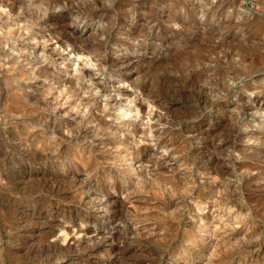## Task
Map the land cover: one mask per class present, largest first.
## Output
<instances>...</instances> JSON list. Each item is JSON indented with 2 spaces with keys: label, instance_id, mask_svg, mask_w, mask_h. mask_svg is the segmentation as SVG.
Returning a JSON list of instances; mask_svg holds the SVG:
<instances>
[{
  "label": "rangeland",
  "instance_id": "rangeland-1",
  "mask_svg": "<svg viewBox=\"0 0 264 264\" xmlns=\"http://www.w3.org/2000/svg\"><path fill=\"white\" fill-rule=\"evenodd\" d=\"M40 1L23 0V4L30 11ZM117 1L121 0H113V7ZM122 5L135 6V9L126 16L117 14L113 7L108 13L97 8L92 15L70 12L66 15L70 30L85 41H89L92 34L97 35L104 20L102 17L106 15L124 22L110 29L113 38L106 40L101 48L88 46L83 50L81 58L70 54L69 47L62 48L55 40L48 38V27L40 25L44 18L35 27L39 32L37 39L21 36L3 45L5 50L16 45L17 49L22 48V53L30 59L28 68L40 62L55 73L72 76L82 98L95 100L99 104L101 117L118 125L116 127L119 128L121 138L131 129V124L137 125L141 131L131 138L137 142L139 149L142 148V152L134 155L130 162L133 165L129 170L134 171L135 178L126 166L117 169L110 166L111 170L106 171L108 174L124 171L127 175H118V180H104L106 173L100 169V164L104 158H108V154L93 152L86 155V152L79 154V150H82L83 145L100 148L102 145L99 144L105 137H96L87 130L89 137L81 142L82 147H73V150L62 145L56 153L45 155L40 152V144L36 146L34 142H24L19 135H16L17 138L15 135L7 136L10 134L7 132L14 129L4 123L0 116V264L15 262L8 259V256L11 250H17V215L23 211L29 215L32 209L39 210L46 206L77 215L70 217V224L91 228V234H76L79 239L91 238L90 243L83 242L82 247L87 248L81 249L78 254L80 258L89 253L88 245L98 233L108 235L116 229H123L120 246L124 247L126 242V251L122 257L119 255L107 260L104 256L101 261L89 259L86 264H264V0H123ZM58 10L60 8L49 13L46 11L50 14ZM16 16L13 30L28 24H22V21L19 25L20 19L25 16ZM168 18L171 22L166 24ZM140 29L143 32L137 33ZM206 33L210 35L212 45L226 40V44L217 48L213 54L205 55V65H217L225 72L221 86L212 87L213 93L210 92L209 79L202 77L197 83L196 78L189 80L180 66H173L178 56L194 52L199 44L198 39L207 36ZM99 37L104 40L103 35ZM170 39L174 40L166 45ZM27 42L37 43L30 48L25 46ZM126 44L131 45V48L125 49ZM231 48H235L234 51ZM231 51L234 54L230 59L224 58V54ZM237 51L247 56L244 63L240 62ZM13 52L18 55L16 51ZM123 59L128 60V65L120 66L127 73L115 75L109 71L113 63L120 64ZM154 61H162L163 67L160 65L158 72L168 82L166 88L163 86L158 90L159 99L168 108L167 113L140 94L138 86L129 83L136 80L147 82L149 76L141 71ZM200 69L194 67L196 72H200ZM52 83L46 82L45 85ZM196 84L202 86L209 95L206 96L201 89L199 92ZM82 90L86 92L84 95ZM126 91L131 94L125 95ZM3 99L1 97V101ZM137 104L143 108V115L137 113ZM65 108L67 105L58 107V113L63 119L67 118L62 112ZM81 109L79 107L75 116L80 114ZM1 111L0 108V115ZM1 124L6 125L3 127ZM155 131L161 134L157 137ZM126 158L130 159L131 156ZM127 172L132 181L139 177L143 185H147L142 189L144 192L137 193L136 187L130 185L128 188L119 187L118 194L108 190L109 185L118 186L120 181L128 177ZM55 178L60 179L59 182H54L57 181ZM102 188H106V191ZM126 189H130V194L138 198L139 203L143 201V207L135 209V215L129 214V217L124 212L120 221L114 224L105 222L93 226L88 223L87 217L93 213L103 217L108 212L104 206L107 199L123 200L122 194ZM218 195L221 200L224 198L222 204L216 199ZM60 196L63 198L60 199ZM213 202L218 205L212 209ZM41 217L44 219L45 215ZM80 217L85 218L84 222L79 220ZM131 217H135V220ZM32 218L36 223L29 228H48L40 224V217ZM46 221L69 225V219L61 217H46ZM57 229L55 227V233L59 234ZM127 230L140 234V238L128 235ZM36 239V236H26V246ZM107 240L104 243L105 249H109V243L112 242L110 238ZM214 240L218 250L209 257L211 248L207 249L206 243H214ZM49 241L53 244L54 238ZM220 241H223V246ZM52 249L48 245L37 249L35 254L40 255ZM25 262L31 263L30 260Z\"/></svg>",
  "mask_w": 264,
  "mask_h": 264
},
{
  "label": "bare ground",
  "instance_id": "bare-ground-1",
  "mask_svg": "<svg viewBox=\"0 0 264 264\" xmlns=\"http://www.w3.org/2000/svg\"><path fill=\"white\" fill-rule=\"evenodd\" d=\"M115 4H116V6L113 7V0H42L36 6L34 5L35 9H31L30 11H28L27 8H25L26 6L23 4V0H0V67L3 68V69H1L2 71L0 72V102H1L0 108L2 109V111H1L2 115H0V116H1V119L3 120L4 123L9 124L12 127V129H14V131H10V132L7 130L8 131L7 133H10V134H8V135L6 134V135L10 136V137L14 136V135L16 137V135H19V137H23V141L28 140V141L34 142V143H36V146L38 144H40L39 145L40 152L42 154H45V155H49L48 153H56L58 147L62 146V145H63L62 147H64V148L68 147V148H72V149H73V147L80 146L81 142L86 141V139L89 137L88 133H86L87 130H89L90 133H93L94 136H96V137H105V140L101 141L99 144V146L102 145V147L94 148L93 145H91V146L83 145L84 147L80 146V147H82V150H79V154H83L84 152H86L85 153L86 155H87V153L90 155L93 152H96V154L101 153V152L107 153L108 158H104L102 160V162L100 164V169H102L106 173L105 176L103 175L104 180H109V181H113V179H116L118 175L120 176V174L127 175L124 171H120V172L118 171L119 173H115L114 171H112L110 174H108L109 169L111 170V167L114 166L117 169L119 166L120 167L126 166V169L129 170L131 168V166L133 165L130 163L131 160L133 159V156L138 155L139 153L142 152V148L139 149V147L137 146V142L131 138V136H133V135L136 136L137 133L139 134V132L141 131L140 128H138V126L135 124H131V129L129 128L130 130L126 131L125 135L123 134V138H121L119 128L116 127L118 125L117 124L114 125L113 123H111L112 121L107 122L101 117L100 114L102 111L100 109L101 107L99 106V104L97 105L95 100H92V99L86 100V99L82 98V95H80L78 92L79 88L77 87L76 80L73 79L72 76H70V75L62 76L58 73H55L54 71H52L50 69V67H48L47 65H42L40 62H36V63L34 62L35 64L31 68H28V64L30 63V59H28V57L22 53V50H21L22 48L17 49L16 48L17 45H16L14 48H9V50H5L3 45H6L9 40L18 39L21 36L31 37L32 39H35V38L37 39V36H38L37 33H39V32L35 29V27L39 24L38 21H40L41 18H44L43 22L40 25H42L43 28L48 27V33H49L48 38L50 37V39L55 40V43H57L62 48L63 47L64 48L69 47L70 48V51H69L70 54L73 53L74 56L81 58V56L83 55V50H85L88 46L101 48L106 40L113 38L114 36L110 34V29L113 26H115L116 24L117 25L123 24L124 22L122 21V19L116 20V19H113L112 17H110L109 15H106L105 17H102V18H104V20H103L100 28L98 29L99 32L97 33V35L92 34L89 41H87V39L85 41V40H83L82 37L74 34L70 30V28H69L70 23L67 21L66 15L69 12L75 13L76 15H92L96 11L97 8L108 13L109 10L113 7L116 9L117 14H119L120 16H126L129 12H131L133 9H135L134 8L135 6H123L122 5L123 0L117 1V2H115ZM34 6H33V8H34ZM43 6H45V8H46L45 10L42 9V8H44ZM55 8H60V11L58 10V12L56 11V12L48 14L49 11L54 10ZM46 10L48 11V13ZM150 10L151 9H149V11ZM147 11H148V9H147ZM37 12L38 13L40 12V14H37ZM19 14H22L25 17H24V19H20V23H18V24L20 25L22 21H24V22H22V24L25 22L28 24L27 25L23 24L22 27H18V29L13 30V23H15L14 16H16V15L18 16ZM163 19H164V17H163ZM176 21H178V20H176ZM170 22H171L170 18L165 20L166 24H169ZM17 25H16V28H17ZM14 26H15V24H14ZM140 32H143V30L140 29L139 31H137V33H140ZM151 32L152 31H149L148 33H151ZM136 34H134V35L137 36ZM101 35L104 36L103 41L99 39L100 38L99 36H101ZM39 36H40V34H39ZM212 38H214V37H212ZM172 40H174V39H172ZM172 40L170 39V41H168L166 43V45H170V43H172ZM198 40H199V44L194 49V52H192L190 50L189 51L191 53L186 52L185 54L184 53L182 54V52H181L182 56L181 55H180V57L178 56V59L173 64V66H175V65L180 66L181 69L184 71L186 77L189 80H192V79L195 80V78H196L197 83H198V80L199 79L201 80L202 77L209 79L208 83H209V85H211L210 92L213 93L212 87L217 86V85L221 86V82L224 81L225 72H223V70L217 65H212V64H206L205 65L204 64V62L206 61L205 55L206 54H208V55L213 54L217 48L226 44V40H224V41L222 40L220 42V44H218V45H212L211 40H210V35H208V34L205 37L201 36V38ZM42 42H44V41H42ZM85 42L87 43V46L85 45ZM11 43H12V41H11ZM36 43L37 42H35L34 44L27 42L25 46H28L30 48L35 47ZM42 47H44V43H42ZM130 48H131V45H129V44L125 45V49L128 50ZM231 49H233V51H234L235 48H231ZM13 51H16L18 53V55L17 56L14 55L13 53H15V52H13ZM233 51H231L230 53H225L224 58L230 59V56L232 54H234ZM236 54H237V56H239L240 62L244 63L247 56L242 54L241 51H237ZM18 60H19V62H18ZM218 62H216V63H218ZM226 62H228V61L226 60ZM163 63H165V61ZM121 64L128 65V60L123 59L120 62V64L113 63V65H111L108 69H109V71H112L115 75H121V73L122 74L127 73L125 71L124 72L122 71L121 66H120ZM161 64H162V61H158L155 63H149L145 66L143 71H141L142 74L149 76V78L147 79V82L144 83L143 81L140 82V81L136 80V81H129V83H130V85H132L134 87L138 86L139 90H140V94H142L145 98L150 99V101L153 104H155L158 107V109H161L167 113L168 108L164 107L163 103L161 102L162 99H159L160 95L158 94L159 93L158 90L160 88H163V86L165 87L168 84V82H166V77L164 76L165 77L164 78L163 75L161 74L162 75L161 76L160 73L158 72V68ZM166 64L167 63H165V66H166ZM169 65H171V64H168V66ZM220 65L224 66L223 64H220ZM195 66H198L201 68L200 72H196L194 70ZM161 67H163V66L161 65ZM191 68H193V70H191ZM127 71H129V70H127ZM160 76H161V78H159ZM50 81H53L52 85L51 84L45 85L46 82H50ZM24 82L26 83V85L24 84ZM95 82H97V81H95ZM195 86H197V88H198L197 90L201 89L202 93L205 92V89L202 86H200L199 84H196ZM84 88H86V87H84ZM163 91H164V89H163ZM199 92H200V90H199ZM34 93H35V96H33ZM81 93L84 95V93H86V92L83 91ZM130 94L127 93V91L125 92V95H130ZM205 95L208 96L209 94L206 93ZM205 95H204V97H205ZM1 97L4 98L2 101H1ZM164 97H166V96H164ZM213 97H214V95H213ZM71 99H72V101H71ZM207 100H210V99H207ZM202 101H203V98H202ZM64 105H67V108H65L64 111H62L63 115L67 116V118H65V119H63L62 116L59 114L60 112L58 113V107L64 106ZM139 105L137 106L138 108L136 109V111H138L137 112L138 114L142 113V115H143V112H144L143 108ZM210 105H212V104H210ZM79 107L82 108L80 110L81 112L78 116H75V113H77L79 111ZM74 110H75V112H73ZM165 115H164V117H165ZM72 117H75V118H72ZM160 121L162 122V119ZM39 123H40V125H38ZM162 131H164V130H162ZM154 134L158 137L159 134H161V133L158 131H155ZM141 140H142V138H141ZM23 141H20V142H23ZM23 144H25V143H23ZM36 148H38V147H36ZM73 150H75V149H73ZM101 150H103V151H101ZM111 150L113 152H111ZM29 154H31V153H29ZM129 155L131 156V158L127 159L126 157L127 156L129 157ZM60 159H62V158H60ZM78 159L80 160V158H78ZM132 163H134V162H132ZM68 164H67V166H69ZM71 167H72V165H71ZM210 169H212V167ZM69 170H71V169H69ZM131 170H129L128 172H130ZM106 171H108V172H106ZM131 172L133 173L134 171H131ZM212 172H213V170H211V173ZM135 175H136L135 173L132 174V176H134V178H135ZM130 177H131V175H130ZM52 178L54 179V176ZM131 178H133V177H131ZM55 179L57 180V178H55ZM59 180L60 179H58L57 181L54 180V182L57 183V182H59ZM64 180L66 181L65 178H64ZM117 180H118V178H117ZM72 182L73 181H70V183H72ZM120 182L121 183L120 184L118 183L119 184L118 186L109 185L108 190L114 192V194L115 193L118 194L119 193V187L123 186L125 188H128L130 185V187L135 186L137 193H140L147 186V185H145V186L143 185V183H142L143 181H140L139 177H137V179L135 181H132V179H129V173H128V177L126 176V178ZM155 182H157V181H155ZM155 182H153V183H155ZM157 183H159V182H157ZM114 184H116V183H114ZM149 185H151V184H149ZM152 187H154V185ZM158 187H159V185H158ZM146 189H148V188H146ZM103 190L106 191V188ZM129 190L126 189L124 191V193L122 194V195H124L123 200H119V199L117 200V199H112V198L107 199L104 206L107 208L108 212L104 216L102 215L103 217L97 216L96 213H93L91 216L87 217L88 223L92 224L93 226H100L105 222H108L111 224L118 223V221H120V219L123 217L124 212H126L128 214L127 216H129V214L132 215L134 213L135 209L142 208L143 207V205H142L143 201L141 203H139L138 198L136 199L135 197H133L130 194ZM149 190H151V189L149 188L148 191ZM61 193H63V192H61ZM67 195L68 194H66L65 197ZM61 197L62 196H60V199H61ZM218 197H219V195H218ZM56 199H58V198H56ZM216 199L220 200L219 202L221 204L224 201L223 200L224 198H222V200H221V197L216 198ZM205 202L208 203L207 200ZM89 203H90V201H89ZM91 204H92V201H91ZM216 204H217V202H213L211 208L216 207ZM210 205H211V203H210ZM37 209H32L31 213L29 215H27V212H26V214L23 213L24 211L22 212V214L17 215L18 216V219H16L18 221L17 227L15 224V227L18 230L17 235L15 236V241L17 243V250H15V251L11 250V253L8 256V259L15 261V262H13V264H28L27 262H25L26 260L28 262L30 260L31 263H33V264H86V263H89L88 262V261H90L89 259H92V260L100 259V261H101V259H103L104 256H106V258L108 260L109 258H113V259L117 258V256H119V255L122 257V255L125 254L126 242H125V244L123 243L124 247L120 246V245H122V244H120L121 238L124 235L123 229L120 227L121 229H119V230L116 229L114 233H110L108 235H106L102 232L98 233V235L95 238L94 237L92 238L91 244L88 245L89 253L86 254L84 257L80 258V255H78V254L81 252V249L83 250V249L87 248V247H85V248L82 247L83 242L89 241V243H90L91 238H90V240H86L85 238L79 239V237L77 235L80 232H84L86 235L91 234L92 233L91 228L87 227V226H83V225L77 226V224L75 225L73 223L70 224V217H72V218H73V216L77 217V215H73V213L70 214V212L63 211L62 209H58V208L53 207V206H46V207L39 209V210H37ZM138 211H140V210H138ZM42 215L43 216L45 215L44 219H42V217H41ZM133 215H135V214H133ZM32 216L38 217V218L40 217L42 220V223H40V224H42L44 226H48V228L45 230H37L34 228L31 229L33 227L32 225H34L36 223V221L33 220ZM46 217H51V218L61 217V218L69 219V225H71V226H69L67 224H65V226H63L62 224H59V223H58V225H56L55 222L53 223L55 225H53V224L46 221ZM84 217H86V216H84ZM84 217H80L79 220L83 221V219H85ZM131 218L132 219L134 218V220H135V217H131ZM85 223H87V221ZM28 226H32V227L29 228ZM55 227L58 228L57 231H59V234L55 233V231H56ZM205 228H206V226H205ZM124 230H126V229H124ZM201 231L204 232L203 230H201ZM126 232H125V234H127V233H128V235L133 234V236H135V237L137 236L138 238H140L139 237L140 234L131 233L129 231L127 233ZM194 233H195V231H194ZM195 234H197V232ZM26 236H36L37 239L35 242H32V244H29V246L27 247L26 246V240H25ZM50 238H54L53 244L52 243L50 244V241H49ZM108 238L112 239V242L109 243L110 244L109 247L111 249L110 248L105 249V247H104V243L106 242V240ZM183 238H185V237H183ZM191 240H193V237ZM138 241L140 242V240H138ZM182 242L184 243L183 240H182ZM190 242H192V241H190ZM190 242H188V244ZM216 242H217V240H216ZM107 243H108V240H107ZM221 243L224 244L223 241H220V244ZM206 244L208 245L207 249L211 248V250L210 251L208 250V251H209V257H212V254L214 252H217L216 250H218L217 249L218 247L216 246L217 244H215V240H214V243L213 242H209V243L207 242ZM48 245L53 247L52 251H48L46 253L44 252L40 255L35 254L37 249H41V248L46 247ZM199 245H201V244H199ZM221 245H220V247H221ZM84 246H87V245H84ZM178 247H181V246H178ZM232 248H234V247H232ZM240 248H242V247H240ZM240 248H238V249H240ZM226 249H227V247H226ZM246 250L248 251L249 249H246ZM105 251H106V253H105ZM241 253L243 254L244 252L241 251ZM214 256H215V254H214ZM251 257H252V255H251ZM68 259H69V261H67ZM19 260H24V261L16 262ZM259 262H261V261L259 260ZM31 263H29V264H31Z\"/></svg>",
  "mask_w": 264,
  "mask_h": 264
}]
</instances>
